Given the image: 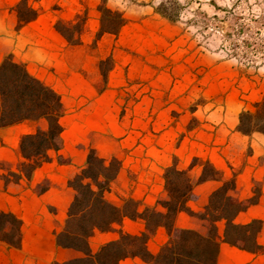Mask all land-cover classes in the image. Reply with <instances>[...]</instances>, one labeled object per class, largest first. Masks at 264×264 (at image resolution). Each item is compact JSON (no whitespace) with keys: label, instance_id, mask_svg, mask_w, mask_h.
Returning a JSON list of instances; mask_svg holds the SVG:
<instances>
[{"label":"crops","instance_id":"crops-1","mask_svg":"<svg viewBox=\"0 0 264 264\" xmlns=\"http://www.w3.org/2000/svg\"><path fill=\"white\" fill-rule=\"evenodd\" d=\"M20 0H0V62L11 53L15 61L24 63L29 72L52 87L60 96L66 111L62 118L65 124L69 118L79 116L81 127L86 133L95 126L94 112L111 108V90L99 88V62L110 54L116 44L115 35L105 33L93 41L99 32L100 0H27L38 10V17L17 28L18 18L15 6ZM86 12V23L80 35L79 45H69L59 33L57 21L76 22V16ZM126 26V25H124ZM123 26V27H124ZM122 27V28H123ZM78 112V114L76 113ZM230 120L227 113L216 116L214 124L207 123L209 138H182L175 149L177 167L189 169L195 182L196 199L189 201V207L195 212L204 211L211 194L221 183L215 180L197 183L203 166L197 162L190 168L193 159L209 160L223 172L226 178L234 177L236 187L230 195L246 200L254 195L255 182H262L261 195L257 204L240 212L235 222L247 224L252 220L263 221V227L257 241L264 245V167L259 159L264 156V135L254 133L251 136L237 131L238 115ZM105 117L97 122L108 127ZM76 124L74 126H76ZM40 127L46 128V121H25L0 129V209L16 214L23 222L22 247L11 248L0 242V264H54L79 257L82 253L57 245L55 232L60 231L67 217L69 206L74 198V190L69 187V179L82 169L86 163L88 148H94L105 159L116 157L121 161V169L113 181L106 198L117 206L132 198L139 203L142 211L147 206H158L160 200L167 198L164 189L163 171L172 165L169 160L170 147L163 138H102L64 137V147L60 151H51V161L39 167L31 180L22 178L17 183L5 185L2 174L8 170H17L22 160L19 151L20 137L33 133ZM80 127V128H81ZM63 133V134H64ZM69 158V164H61L57 157ZM45 184L43 191L39 190ZM162 210V209H161ZM175 226L177 229H195L205 231L204 223L185 212L179 213ZM142 220L125 218L116 225L113 232L96 231L90 240L91 249L119 238V230L130 234L144 231ZM222 237L224 223H218ZM95 238V239H94ZM168 240L164 228H159L149 242L157 241L160 247ZM150 249V248H149ZM150 251L156 254L158 251ZM121 264H144L139 258H127ZM217 264H264L263 253H251L221 241Z\"/></svg>","mask_w":264,"mask_h":264},{"label":"trees","instance_id":"trees-1","mask_svg":"<svg viewBox=\"0 0 264 264\" xmlns=\"http://www.w3.org/2000/svg\"><path fill=\"white\" fill-rule=\"evenodd\" d=\"M101 27L97 34L117 35L128 20L119 10L106 6V0L98 7ZM17 28L35 20L39 12L32 8L27 0H20L16 6ZM157 11L171 19L164 3ZM84 21L70 23L57 21L56 30L63 35L69 45L81 43ZM112 58L99 62L103 80L107 81V72L111 68ZM66 111L61 96L41 79L32 75L24 63L15 61L11 53L0 62V129L25 121H46V128L38 127L33 133L20 137L19 151L22 160L17 170H8L2 174L5 185L17 183L22 178L31 180L35 171L43 163L51 161L50 152L60 151L64 147V127L62 118ZM237 131L251 136L254 133L264 135V96L254 104L253 110L239 113ZM59 163H68L61 155ZM264 167V156L259 159ZM203 166L197 183L209 180L219 181L221 185L213 191L204 211H193L188 202L197 197L194 193L195 182L189 169H180L176 161L165 168L163 173L164 188L167 198L160 200L158 206H145L141 211L139 203L127 199L122 206L111 203L105 194L111 189L113 181L121 169V162L116 157H100L94 148H88L86 163L79 172L68 181L74 190V198L69 206L67 217L60 231L55 232L56 243L62 248H71L82 253V257L54 264H121L127 258H139L146 264H217L221 241L231 246L251 252L263 253L264 245L257 241L263 221L252 220L247 224H237L236 216L251 205L257 204L263 183L255 182L253 197L239 200L230 195L236 187L234 177L226 178L209 160L195 158ZM45 188L41 189L43 191ZM201 220L205 231L195 229H177L175 222L179 213ZM125 218L142 220L144 231L130 234L119 230V238L102 244L94 252L90 240L96 231L113 232L116 225H121ZM224 223L222 237L219 222ZM22 220L14 213L0 209V242L11 248L22 247ZM159 228H164L168 240L154 254L148 243Z\"/></svg>","mask_w":264,"mask_h":264},{"label":"rangeland","instance_id":"rangeland-1","mask_svg":"<svg viewBox=\"0 0 264 264\" xmlns=\"http://www.w3.org/2000/svg\"><path fill=\"white\" fill-rule=\"evenodd\" d=\"M161 3L171 19L157 11ZM106 6L128 20L103 59L113 60L107 81L101 72L97 81L102 89L110 83L111 108L94 112L88 134L68 113L63 138H163L173 164L182 138H209L203 131L216 116L232 120L264 96V0H106ZM86 19L81 12L75 23ZM148 247L156 251L159 243Z\"/></svg>","mask_w":264,"mask_h":264}]
</instances>
